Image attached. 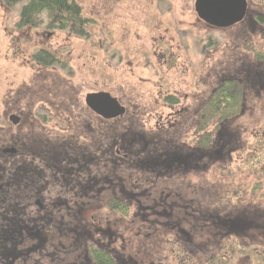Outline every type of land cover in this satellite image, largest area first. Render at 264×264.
<instances>
[{"label":"flooded vegetation","instance_id":"flooded-vegetation-1","mask_svg":"<svg viewBox=\"0 0 264 264\" xmlns=\"http://www.w3.org/2000/svg\"><path fill=\"white\" fill-rule=\"evenodd\" d=\"M244 3L243 18L226 28L211 26L196 13L205 33H226L248 25L254 38L243 49L254 62L252 71L242 61L245 56L230 60L232 71L226 69L216 91L231 84L245 88V83L255 89L261 78L263 84L258 89L264 91V70H259L264 67V12L250 8L249 0ZM7 5L0 0V9H9ZM208 42L211 47L212 42ZM158 54L162 60L173 56L170 49ZM172 91L159 93L164 99L162 108L169 110L167 114L146 113V132L162 137L176 126L175 119L185 109L181 107L179 91ZM94 94L84 95L83 109L77 113L78 125L73 126L60 113L55 117L48 109H34L28 112L33 121L26 135L0 142V264H229L228 242L242 236L264 249L260 223L244 226L243 217L238 216L242 209L232 217L222 206H207L205 194L199 197L195 191H181V167L199 158H194L192 151L209 156L216 146L212 132L203 147L199 143L201 135L193 134L188 145L191 152L184 155L173 151L174 147L170 149L167 142L155 141L145 142L140 151H134L137 144L129 137L128 128L121 131L117 141L110 137L111 123L125 119L130 110L108 94L115 103L108 115L114 116L97 114L85 102L86 96ZM16 96L9 95L7 105H0L2 131L23 129L25 125L24 115L15 110ZM256 99L263 100L260 96ZM115 108L120 110L115 112ZM244 111L242 108L240 114ZM52 118L61 123L60 129L67 135L49 139L36 136L32 129L49 124ZM249 128L242 129L241 135L249 131L259 145L258 130ZM261 136L264 139V133ZM149 144L154 146L152 150L147 149ZM227 153L229 158L218 165L219 171L230 169L232 158ZM236 157L238 160L237 154ZM156 168L166 173L153 175ZM250 230L252 239L247 236ZM255 256L254 264H264V252ZM237 264H249V257H242Z\"/></svg>","mask_w":264,"mask_h":264},{"label":"rangeland","instance_id":"rangeland-1","mask_svg":"<svg viewBox=\"0 0 264 264\" xmlns=\"http://www.w3.org/2000/svg\"><path fill=\"white\" fill-rule=\"evenodd\" d=\"M72 1L88 21L84 39L51 31L44 15H40L36 28L18 29L21 4L0 9V105L4 107L7 97L17 94L15 110L24 115L25 123L22 126L25 131L21 128L0 130V142L26 135L33 121L28 115L34 109H48L55 117L60 113L76 126L84 95L105 92L130 110L125 119L111 123V141L120 139L121 131L128 128V136L137 144L134 151H140L145 142L155 141L167 142L170 149L174 147L173 151L179 150L184 155L191 152L188 145L193 134L201 135L199 143L203 147L209 143L212 132L211 139L216 137V146L211 148V155L192 151L193 157L195 154L194 158H199L194 164L190 162L187 167H181L178 175L181 191H195L199 197L205 194L207 206L209 203V206H222L232 217L242 207L251 205L261 209L264 206V141L258 145L249 131L244 130L242 135L241 131L253 126L260 138L264 133V91L258 89L263 84L262 78V83L258 81L254 85L257 90L245 83L244 98L240 84L225 85V91L236 95L234 106L222 104L226 101L221 99L225 91H216L218 81L234 58L245 56L242 61L252 71L254 62L243 51L254 41L248 31L250 27H236L227 34L217 30L205 33L193 6L196 0ZM249 1L250 8L264 12V0ZM162 49L165 52L170 49L173 56L160 59L158 52ZM41 50L53 55L58 63L39 69L33 55ZM172 88L179 91L180 104L185 110L175 119L176 126H172L169 135L157 137L151 131L147 135L146 113L167 114L169 110L162 108L164 99L159 93H174ZM258 96L263 100H257ZM242 108L245 111L240 114ZM52 119L49 124L40 123L32 129L34 134L47 139L67 135L60 129L61 123ZM152 148L149 144L147 149ZM227 151L232 164L227 172H222L218 165L229 158ZM159 172L166 173L156 168L153 175ZM184 186L187 187L183 189ZM240 238L228 242L229 264H237L245 256L249 257V264H254L255 255L263 254V247L254 246L255 242L249 238Z\"/></svg>","mask_w":264,"mask_h":264},{"label":"trees","instance_id":"trees-1","mask_svg":"<svg viewBox=\"0 0 264 264\" xmlns=\"http://www.w3.org/2000/svg\"><path fill=\"white\" fill-rule=\"evenodd\" d=\"M5 2L8 4V7L21 4L18 23L16 24L18 29L36 28L38 22H40V15H44L48 22L47 28L51 31L65 32L76 38L84 39L86 36L85 31L88 21L82 18L81 8L72 0H5ZM33 61L42 68L53 67V65L55 66L58 63L53 55L48 54L44 50L33 55ZM223 94L225 96L223 99L226 101H221L222 104L234 106L236 95H231L228 91L223 92ZM230 117L223 120H227ZM248 127L253 128V126H246V128ZM261 138L259 139V144L262 145L263 140ZM257 209L259 208L252 207L251 205L242 207L243 213L238 216L243 217L242 223L244 226L247 223H260V227L264 231V206H261L259 210ZM250 232L252 234L250 230L247 236L252 237L253 235ZM246 238L248 239V237Z\"/></svg>","mask_w":264,"mask_h":264},{"label":"water","instance_id":"water-1","mask_svg":"<svg viewBox=\"0 0 264 264\" xmlns=\"http://www.w3.org/2000/svg\"><path fill=\"white\" fill-rule=\"evenodd\" d=\"M195 11L198 17L205 23L217 27L226 28L232 26L244 16V0H196ZM86 105L93 109L97 114L105 117L114 109V101L107 93H97L86 96ZM115 112L120 109L115 108Z\"/></svg>","mask_w":264,"mask_h":264}]
</instances>
